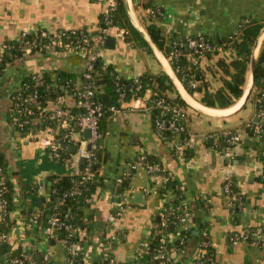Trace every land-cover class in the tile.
<instances>
[{"label": "crops", "instance_id": "obj_1", "mask_svg": "<svg viewBox=\"0 0 264 264\" xmlns=\"http://www.w3.org/2000/svg\"><path fill=\"white\" fill-rule=\"evenodd\" d=\"M131 2L143 28L147 31V26H156L166 41L173 37L202 35L218 45L221 41L232 39L243 23H264V0ZM108 8L107 0H0V53L6 43H18L25 33L42 30L59 37L70 31H85L96 45ZM150 9L159 11V15L150 16ZM120 23L105 30L106 43L100 47L101 68L97 70V78L100 79L106 71L123 80L133 81L145 75L164 73V67L154 51H149L133 39L125 28L124 18ZM108 39L111 40L109 47ZM236 57L234 49L218 46L211 56L202 60L201 72L209 89L214 91L222 86L219 75L213 73L216 72V62L219 59L231 62ZM85 62L84 55L72 52L70 48H60L44 53L22 54L7 64L0 74V152L7 164L13 190V206L9 215L12 227L5 235L11 252L20 249L30 255L27 264H43L47 251L51 253L53 264H68L66 244L58 238L49 240L44 233L47 225L44 215L50 219L47 211L52 195L51 185L69 177L70 162L55 161L47 146L48 140L51 141L56 134L53 132L55 127L48 129L50 124L40 123L38 117H33L32 127L28 131L17 130L11 119L12 95L21 88L26 78L34 76L51 77L67 73L76 84L81 85ZM248 76L250 79V72ZM259 91L264 89L256 92ZM192 98L197 107L221 115L233 113L245 100V96L242 97L230 110H217L204 107ZM59 99L72 112L81 110L80 101L67 90L47 99L43 109H55ZM249 103H252V108L247 110ZM192 110L194 113H189L191 126L188 143L180 151L174 148L178 141L157 137L148 114L121 112L106 117L100 142L104 155L103 182L95 191L94 202L81 208L85 223L92 226L91 231L81 237L82 264H103L108 253L122 264H137L145 246L152 241L157 226L155 220L160 219L163 207L174 199L175 189L182 192L185 202L192 208L191 230L209 238L216 264H264V247L232 241L235 233L264 227V161L261 156L264 136L255 135L249 128L262 122L257 117L258 105L251 97L243 110L225 118L210 117ZM202 115L208 119H203ZM211 119L216 122L212 123ZM205 122L210 126H202ZM36 127L44 130L41 135L33 133ZM223 131L240 134L241 140L232 149L233 160L214 146V136ZM74 151L75 147L69 153ZM142 153L154 156L170 178L172 186L167 194L162 193L159 190L161 178L149 176L140 167L123 191V199L129 205L112 230L108 231L116 203L115 179L127 162L135 160ZM228 180L233 182L236 195L244 201L238 215H234L227 204L229 197L224 186ZM37 186L42 189L34 190ZM25 210L35 213V223H29ZM1 224L0 212V227ZM180 230L178 226L174 233ZM108 237H112L110 246L106 243ZM197 251L192 247L174 253L171 262L183 264L193 258ZM9 257L8 252L1 254L0 264H9Z\"/></svg>", "mask_w": 264, "mask_h": 264}, {"label": "built area", "instance_id": "obj_2", "mask_svg": "<svg viewBox=\"0 0 264 264\" xmlns=\"http://www.w3.org/2000/svg\"><path fill=\"white\" fill-rule=\"evenodd\" d=\"M107 2L109 4L108 12L103 19L104 26L100 29V34H98L99 39L96 45L93 42V38L85 31H70L63 35V37H59L42 30L25 33L17 44L6 43L0 53V65L4 60V56L9 55L13 51L15 52L17 50L16 48H19L18 51L21 55L70 48L72 52L85 56L86 62L82 73V84L78 85L72 81L66 82V85L72 87L74 91L72 93L73 97L81 103V110L79 112H72L65 106L61 99L58 100L55 109L48 111L43 109L41 104L38 103L36 94L25 95L22 91H19L12 96L11 119L19 132H23L25 129L32 127L33 117H38L40 123L50 124L51 126L48 129L55 127L53 132L55 131L56 134L51 141L48 140L47 146L55 161L60 162L66 160L70 162L69 177L71 178L72 184L64 198H83V202L87 205H91L94 202V195L87 196L86 194L88 191L87 185L103 177V163L99 160L97 153L101 151L100 142L103 139L100 123L106 112L111 115H118L121 112H142L150 115L157 137L160 139L171 137L174 141H178L177 143L175 142L174 147L177 151H180L183 146H187V137L191 126L187 109L173 101V98L169 95L161 93L156 84L144 89V86L138 79L134 80L131 85L124 87L120 83L121 78L116 76L117 105H112L106 110L104 104L96 98V64L100 60V47L105 46V30L113 26V20L118 10L117 0H107ZM148 14L156 17L159 15V11L150 9ZM166 44L169 48L165 54L166 58L172 68L173 65L177 67L176 70L173 69L174 72L180 73L182 80L187 82L189 87H197L198 82L194 80V72L190 75L187 74V70L179 65V60L182 57H186L187 61L199 70L200 56L210 53L216 48L202 35L170 39L166 41ZM44 78V75L42 77H32L36 86H43L45 83ZM60 81L58 75H52L50 84L57 86ZM255 102L258 105L257 117L262 122L260 125L254 127L250 125L249 128L255 135L263 137L264 91L257 93ZM32 103L37 105L36 109L35 107H31ZM37 127L32 131H34L33 133L35 135H41L44 130ZM85 130H89V138L84 137L83 132ZM240 140L241 137L238 132L223 131L222 134H216L214 136V146L219 152L226 155L229 160H233L232 149ZM72 147H75V151L69 153ZM146 154L142 153L135 160L127 162L124 169L115 179L116 203L114 206L112 225L108 231L112 230V227L116 225L117 219L123 215L124 210L129 205L123 199V192L120 190V187L129 181L140 167H143L149 176L160 177L162 185L170 180L160 165L146 163ZM261 156L264 161V151ZM82 160L84 164H81ZM94 165H99L96 170L92 169ZM8 180L7 173L0 166V212L2 221H5V218L9 217L11 212L7 209L8 201L5 197L9 193ZM233 188V182L228 180L225 183L224 191L229 197L228 207L236 215L238 213L237 210L243 209L244 201L242 197L236 195ZM35 189L41 190L42 187L37 186L34 187ZM54 211L53 216L50 217L44 228V233L49 240L57 239L60 232L65 233L68 238L75 240V242L66 245L67 263L78 264V259L82 255V247L80 246L81 237L89 233V228L86 225L82 226L71 223V218L62 217L58 213V206L54 208ZM176 213H180V217L177 218L179 221L178 226L181 229L180 232L164 233L163 238L168 243H163L155 247L154 252L151 253L150 246L154 241L153 236L152 241L145 246L137 264H173L171 261L174 253L183 252L179 247H186L187 240H191L189 235L192 227L191 219L193 214L188 203L185 201L179 205L170 203L163 207L160 214V220L162 222L161 225L156 226V229L160 226L165 228ZM27 220L31 224L35 223V213H29ZM6 239L7 236L5 234L0 235V246L6 243ZM232 241L245 242L257 248L264 247V227L246 229L241 233H235L232 236ZM111 242L112 237L106 238V243L109 246ZM210 246L209 238L205 237V240L200 243L197 254L183 264H215L213 260L208 261V263L200 262L207 254V249ZM30 259V255L22 251L19 256L11 258L9 264H27ZM105 260H108L107 264H122L111 253L106 255ZM42 263L53 264L50 251L45 253Z\"/></svg>", "mask_w": 264, "mask_h": 264}, {"label": "trees", "instance_id": "obj_3", "mask_svg": "<svg viewBox=\"0 0 264 264\" xmlns=\"http://www.w3.org/2000/svg\"><path fill=\"white\" fill-rule=\"evenodd\" d=\"M118 2V10L116 13V16L113 20V26L115 24L121 25L120 21L122 18L125 19V28L129 30L130 34L132 35L133 39L136 40L140 45H143L144 47L148 48L149 51H151V48L149 47L148 43L142 38V36L136 31V29L133 27L132 23L129 20V16L127 13V8L124 0H117ZM104 26L102 22V27ZM264 28V23H258L255 21H248L246 23L241 24L239 31L237 34L232 38L228 40L221 41L218 45H215L211 40V44L214 48L221 46L224 49L232 48L236 51L237 57L231 61L226 62L224 59H219L216 62L215 70L216 72H213L214 75H219L220 80L222 81V86L217 90H211L208 88L207 84L203 80V74L201 72V62L204 58L207 56H211L213 54V51L210 53H206L203 56H200L199 58V70L196 69L193 65H191L186 57H182L179 60V65L184 67L187 70V74H195L194 80L197 82H201L197 87L192 88L188 86V83L182 80V76L179 73H175L179 80L183 82L182 84L186 88L187 92L194 96L195 93H199L201 98L199 100V103L203 105L204 107L210 108V109H217V110H225L229 109L231 107H234L244 96L245 89L248 84V74H249V68L251 64V58H252V52L255 45V42L261 33L262 29ZM147 33L151 37V39L156 43V45L159 47V49L166 54L167 50L169 49L166 44V38L162 35V32L159 28L156 26L150 25L146 27ZM206 38V37H205ZM172 39H176V37H173ZM17 44V43H15ZM14 52H11L9 55L4 56V60L0 65V74L2 73L4 67L12 62L14 58L20 56L18 49ZM152 52V51H151ZM21 53V52H20ZM100 60L96 64V69L100 70ZM176 66L173 65V69L176 70ZM214 71V70H213ZM60 77V83H58L57 86L50 84L51 77L46 76L44 78V85L43 86H36L33 82L32 77L26 78L21 85V88L14 92L13 95L18 93L19 91H22L25 95H37V101L41 104L43 107L46 103L47 99L49 98H55L56 96L64 93V90H67L69 93H73V89L70 86L66 85L67 81H72L74 83V79L70 74L67 73H59L57 74ZM116 75L112 72L104 73V75L99 79L96 77V98L101 101L104 104V107L106 110L112 106L117 105L118 100V94L116 92L117 85L115 81ZM139 81L144 86V89L150 87V85L156 84L158 87V90L161 93H165L172 97V94L175 93V97L173 98V101L178 103L179 105L183 107H187V104L182 100L180 95L178 94L176 87L174 86L173 81L170 79L168 75L165 73H161L159 75H145L142 78L139 79ZM133 80H120V83L125 87L129 86L133 83ZM64 88V89H62ZM98 88V91H97ZM259 89H264V40L261 45V49L258 56V64H257V79H256V86H255V92L253 93L252 100L256 98L257 92ZM12 95V96H13ZM13 102H11V108H12ZM31 107L37 108V105L35 103H32ZM108 112L104 114L102 117L101 123H100V130L103 133V124L106 119V117L110 116ZM30 128L25 129L24 131H28ZM23 131V132H24ZM184 137V136H183ZM171 137H169L170 139ZM167 139V138H166ZM99 160L104 161V155L100 151L97 153ZM146 163L147 164H157L156 159L154 156L150 154H146ZM0 166L3 167L5 173H7V176L9 178L8 180V188L9 193L5 195L7 201H8V211H11L12 209V184L10 181V175L8 173L7 164L5 163V159L2 156L0 152ZM99 165H94L92 167L93 170H96ZM264 181V175L262 177ZM103 182V178L97 179L96 181L89 183L87 196H92L95 194V191L99 187V185ZM169 180L164 185L160 186V189L162 193L167 194L168 188L172 186V183ZM129 181L125 182L121 187L120 190L123 192L124 189H126L127 184ZM71 178L70 177H64L61 180L53 183L51 185V196H50V207L47 211V214L49 216H53L54 214V208L58 206V213L64 217V218H71V223L73 224H79V225H86L89 228V232L92 229V226L85 223L84 217L81 213V208L84 207L83 198H71L64 196L67 194V192L71 188ZM171 184V185H170ZM174 186V185H173ZM174 188V187H173ZM235 191V187L233 188ZM175 194V195H174ZM174 199L170 203H176L177 205L181 204L183 201H185L184 196L181 191L176 190L173 193ZM38 200V199H37ZM64 200V201H63ZM168 203V204H170ZM167 204V205H168ZM165 205V206H167ZM190 206V205H189ZM191 208V206H190ZM192 210V208H191ZM240 210H237L239 213ZM31 213V211H24V214L28 215ZM238 213L236 215H238ZM180 217V213H176L174 217L170 219V223L167 224V226L159 227L155 229L153 232L154 241L150 246V252H154V248L157 246H160L161 244L168 243L166 239L163 238L164 233H174L176 232V228L178 227V219ZM44 221L48 222L47 217L44 215ZM161 220H155L156 225H161ZM12 227V222L10 220V217H6L5 221H2L1 227H0V235L6 234L10 231ZM189 237L191 240H187L186 247H179L182 251L188 250L189 248L198 249L200 247V243L205 240V236L201 233H196L194 230L190 232ZM196 237V238H195ZM189 238V239H190ZM196 239V242L193 241V239ZM58 239L60 241H63L66 245L71 244L75 242V240L70 239L66 236L65 233L60 232ZM9 244L6 242L0 246V255L4 253H9L10 257L9 260L13 257L19 256L21 254V250L17 249L11 252L9 249ZM190 260V259H189ZM189 260H186L185 262H188ZM213 260L215 261V256L212 251L211 246L207 249V254L205 257L200 260L202 263H208V261ZM82 257H79L78 264H82ZM108 260H104L103 264H107ZM184 262V263H185ZM216 264V263H215Z\"/></svg>", "mask_w": 264, "mask_h": 264}, {"label": "water", "instance_id": "obj_4", "mask_svg": "<svg viewBox=\"0 0 264 264\" xmlns=\"http://www.w3.org/2000/svg\"><path fill=\"white\" fill-rule=\"evenodd\" d=\"M124 1H125V4H126L128 16L130 18V21H131L133 27L136 29V31L142 36V38L149 44L151 49L154 51V53L156 54L157 58L159 59V61L161 62V64L164 67V73L166 75H168L170 77V79L173 81L174 86L176 87V90H177L178 94L180 95L182 100L187 104V106L191 107L192 109L198 111L201 114L208 115L210 117H218V118H225V117L232 116V115L237 114L239 111L244 109V107L246 106L248 101L251 99V97H252V95L254 93V90H255L256 79H257L258 56H259V52H260V48H261L262 42L264 40V29L259 34V36H258V38H257V40L255 42L254 48H253L251 64H250L249 85H248V88H247V90H246V92L244 94L245 100H244L243 104L239 107V109H237L233 113L224 114V115L213 114V113H208V112H206V111H204V110H202L200 108H197L196 106H194L191 103L190 99L192 101H194V99L187 92L186 88L184 87L182 82L179 80V78L175 74L173 68L169 64V62H168L167 58L165 57L164 53L159 49V47L156 45V43L151 39V37L149 36L147 31L143 28V26L141 25V23L137 19L136 15H135V13L133 11L131 0H124ZM110 42H111V40L108 39L107 40V47L110 46V44H109ZM83 134H84L85 138H89V136H90L89 130H85L83 132ZM72 149H73V147H72ZM81 164H84L83 160L81 161ZM135 201L137 202V196L135 197ZM194 221H196V219Z\"/></svg>", "mask_w": 264, "mask_h": 264}, {"label": "rangeland", "instance_id": "obj_5", "mask_svg": "<svg viewBox=\"0 0 264 264\" xmlns=\"http://www.w3.org/2000/svg\"><path fill=\"white\" fill-rule=\"evenodd\" d=\"M261 49V48H260ZM250 69V68H249ZM249 72H250V70H249ZM248 79H249V76H248ZM172 97H175V93H173L172 94ZM196 100H200V98H201V96H200V94L199 93H195L194 94V96H193ZM186 109H187V111L191 114V113H194V111L192 110V108L191 107H189V106H187V107H185ZM252 108V103H249V105H248V109L247 110H250ZM246 112H243V114H245ZM202 118L203 119H208L206 116H204V115H202ZM211 122L212 123H215L216 122V120H214V119H211ZM202 126H204V127H209L210 126V124L208 123V122H205Z\"/></svg>", "mask_w": 264, "mask_h": 264}, {"label": "bare ground", "instance_id": "obj_6", "mask_svg": "<svg viewBox=\"0 0 264 264\" xmlns=\"http://www.w3.org/2000/svg\"><path fill=\"white\" fill-rule=\"evenodd\" d=\"M190 101H191V103L194 105V106H196L195 104H194V102L190 99ZM197 107V106H196ZM238 107V106H237ZM197 108H200V107H197ZM200 109H202V108H200ZM203 110V109H202ZM230 110V109H229ZM204 111H206V112H208L207 110H204ZM208 113H211V112H208ZM213 114H215V113H213ZM221 115V114H220Z\"/></svg>", "mask_w": 264, "mask_h": 264}]
</instances>
